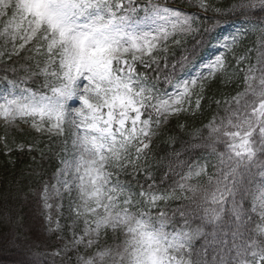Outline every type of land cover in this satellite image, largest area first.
<instances>
[{
    "label": "snow or ice",
    "instance_id": "obj_1",
    "mask_svg": "<svg viewBox=\"0 0 264 264\" xmlns=\"http://www.w3.org/2000/svg\"><path fill=\"white\" fill-rule=\"evenodd\" d=\"M174 3L0 0V62H30L23 76L7 67L0 77V120L6 132L28 124L60 145L54 182L37 195L48 231L64 241L52 253L61 262L264 264V0H179L194 12ZM229 22L234 32L212 35ZM212 40L223 51L193 71ZM173 46L184 54L170 66ZM217 75L238 90L194 134L203 151L177 153L157 181L152 139L170 117L199 110ZM3 220L15 236L23 217L6 206ZM41 255L19 264H46Z\"/></svg>",
    "mask_w": 264,
    "mask_h": 264
},
{
    "label": "trees",
    "instance_id": "obj_2",
    "mask_svg": "<svg viewBox=\"0 0 264 264\" xmlns=\"http://www.w3.org/2000/svg\"><path fill=\"white\" fill-rule=\"evenodd\" d=\"M179 4L182 7H186L182 3ZM221 82L218 78L206 88L197 116L203 114L207 116L217 112L215 101L228 95L225 91L229 92L230 90L224 87L223 82ZM198 123L200 122L196 121V119L187 120L185 117H181L173 121L161 132L154 146V158L151 164V173L154 178H156V174H160L161 172L165 174L169 163L176 161L177 153H183L184 156L187 155L184 150L185 147L188 148L186 140H190L193 127ZM5 143L7 144V149L5 148ZM32 144L27 134H16L11 140L8 139L4 140L3 143L0 142V214L2 217L6 206L14 208L16 213L20 215L19 207L24 200L23 197L28 196L30 189L40 182V176L33 175L32 167L27 160L29 158L27 146H32ZM21 146L23 147L21 148ZM29 170L32 172L31 175L28 173ZM26 229H29L30 232L37 231L30 227L23 219L22 224L15 231V236H13L11 235L13 234L11 225L6 224V227H4L0 222V240L2 239V243L0 244V260L3 257L4 259H9L11 257L27 255L21 249L23 242L28 237ZM36 238L40 247L43 248H52L53 245L57 244L53 238L47 239L39 235ZM4 264L8 263L4 262Z\"/></svg>",
    "mask_w": 264,
    "mask_h": 264
},
{
    "label": "rangeland",
    "instance_id": "obj_3",
    "mask_svg": "<svg viewBox=\"0 0 264 264\" xmlns=\"http://www.w3.org/2000/svg\"><path fill=\"white\" fill-rule=\"evenodd\" d=\"M229 33H231V31H229ZM226 36H227V35H226ZM171 64H172V63H171ZM169 70H171V67H169ZM177 70H179V64H177ZM5 92H6V90H1V91H0V97H2V95L5 94ZM0 125H2V126L4 127V122H3L2 120H0ZM30 128H31V127H30L28 124H23V123H21V124L19 125L18 128H9V129L7 130V135H9V134H10L12 131H14V130H16V131H21V130H24V129H30ZM4 131H5V127H4ZM59 167H60V164H59L58 168H59ZM53 182H54V180H53ZM37 196H38L37 193H35L33 197L31 196V199L28 200V202L26 203V208L28 207V204L31 202L32 198H35V197H37ZM53 203L55 204L56 201H54ZM63 203H64V207L61 209V212H63V215L60 216L59 219H60V223H61L62 225H64V228L62 229V233H63L64 238H65V239H70V238H71V235H70V233H69V231H68V228H67V225H68L69 220H70V214H69V212H68V201H67V199H65V200L63 201ZM52 211H53V216L55 217V216H56L55 207L53 208ZM42 216H43V219H44V221H45V217H44V215H43V208H42ZM45 226H46L45 232H46L47 235H49V236L57 235V234H55V233H50V232L48 231V227H47L46 222H45ZM31 235H32L34 238H36L37 235H38V232H36V231H32V232H31ZM1 243H2V239L0 240V244H1ZM62 247H63V246H62ZM62 247H60L59 249H61ZM59 249H58V250H59ZM58 250H57V251H58ZM64 259H66L70 264H76V260H75V256H74V255H73V257H72L71 260L67 259V257H65ZM60 264H63V263H60Z\"/></svg>",
    "mask_w": 264,
    "mask_h": 264
}]
</instances>
